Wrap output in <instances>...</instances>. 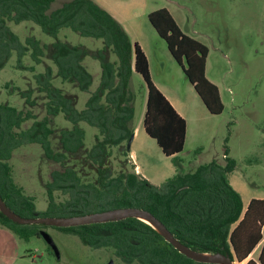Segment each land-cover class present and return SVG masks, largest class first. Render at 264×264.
Masks as SVG:
<instances>
[{"label":"trees","instance_id":"obj_1","mask_svg":"<svg viewBox=\"0 0 264 264\" xmlns=\"http://www.w3.org/2000/svg\"><path fill=\"white\" fill-rule=\"evenodd\" d=\"M56 1L0 0V70L16 55L18 68L34 72L25 89L11 87L10 94L17 93L24 100L22 106L10 100L0 102L2 199L24 217L72 216L118 207L146 209L188 247L245 261L264 239V199L252 198L245 208L229 178L236 160L226 154L225 164L213 160L189 172L178 171L160 185L137 173L127 161H120L116 169L114 151L127 158V144L135 131V71L148 91L144 128L164 154L174 156L177 166L180 161L175 155L184 150L186 142V119L154 84L146 53L116 17L96 0H68L53 7ZM148 17L208 110L220 114L224 104L219 88L206 76L208 46L184 33L166 7L151 11ZM23 22L38 24L53 41L43 42L36 35L22 39L13 26ZM68 29L101 40L102 46L73 43L68 34L62 38ZM27 56L32 62L28 65L24 62ZM87 57L101 65L94 89ZM81 92L89 94L82 108L78 107ZM62 115L70 125H58L56 119ZM82 123L98 131L90 146ZM34 143L41 145L45 160L58 166L45 184L48 205L42 211L37 209L36 198L16 182L12 164L17 149ZM0 225L25 240L40 236L44 226L14 222L1 210ZM56 228L78 235L92 248H113L127 264H219L199 262L181 253L137 217ZM245 264H264V243L258 260L250 258Z\"/></svg>","mask_w":264,"mask_h":264},{"label":"rangeland","instance_id":"obj_2","mask_svg":"<svg viewBox=\"0 0 264 264\" xmlns=\"http://www.w3.org/2000/svg\"><path fill=\"white\" fill-rule=\"evenodd\" d=\"M66 1L57 0L53 7L61 6ZM96 1L108 11L116 13L132 36L146 44L157 79L164 71L155 55L160 53L169 57V50L166 41L149 20L151 11L167 7L186 34L208 46L207 76L219 86L225 106L220 114L207 110L186 78L182 66L170 58L168 62L171 89L189 102L190 114L194 118L191 120L187 145L180 155L179 168L189 172L195 166L213 160L225 164L227 154L237 162L230 178L245 200L250 196L264 197V0ZM13 28L22 39L36 35L43 42L53 41L33 22H23ZM65 35L73 43L92 47L101 45V40L82 37L69 29L62 32V38ZM90 60L100 63L97 59ZM29 61L32 63L30 57L24 58L27 65ZM37 69L41 71L42 67ZM33 73L18 68L17 56L13 55L0 70V102L10 100L22 106L24 100L17 93L11 95V87L17 85L25 89ZM134 80H139L144 87L140 83L133 84L138 93L134 125L140 127V134L132 142L129 153L140 156L141 160V153L149 152L152 157L150 168L159 173L154 181L160 183L170 176L174 161L163 154L156 140L148 136L143 128L147 88L139 74L135 75ZM85 97L83 93L79 107L83 106ZM35 111L43 114L39 109ZM56 121L59 126L70 125L63 115ZM82 125L87 130L86 144L90 146L97 129L86 123ZM112 159L116 169L120 161H127L133 166L129 156L126 158L117 149ZM12 164L16 182L26 194L36 198L38 210H45L48 205L45 184L50 179L51 170L58 167L57 164L43 158V149L37 143L17 149ZM42 229L53 236L60 250V258L49 249L43 237L21 239L0 225V264H109L111 260L113 264H127L116 256L113 248H92L84 244L78 235L63 232L51 225H44ZM235 262L243 264L237 260Z\"/></svg>","mask_w":264,"mask_h":264},{"label":"water","instance_id":"obj_3","mask_svg":"<svg viewBox=\"0 0 264 264\" xmlns=\"http://www.w3.org/2000/svg\"><path fill=\"white\" fill-rule=\"evenodd\" d=\"M133 139L134 136H132L128 141V150L131 149ZM0 210L8 218L20 224H42L56 227H70L92 223H103L108 221L121 220L128 217H137L153 226L159 233H161L166 238V240L171 242L174 247L177 248L181 253L187 255L188 257L196 261L219 264H236L235 260H233L229 254H224L221 252H201L188 247L180 240H178L173 235V233L150 211L138 207H118L103 211H96L72 216L24 217L12 210L0 196ZM39 235L45 239V241L56 254V256L60 258V250L53 236L44 229H41L39 231ZM109 264H113V260H111Z\"/></svg>","mask_w":264,"mask_h":264},{"label":"crops","instance_id":"obj_4","mask_svg":"<svg viewBox=\"0 0 264 264\" xmlns=\"http://www.w3.org/2000/svg\"><path fill=\"white\" fill-rule=\"evenodd\" d=\"M100 4V3H99ZM105 8V7H104ZM162 8V7H161ZM167 8V7H166ZM168 9V8H167ZM169 10V9H168ZM170 11V10H169ZM109 12L114 16V17H116L121 23H122V25L124 26V24H123V20L122 19H120L119 18V16L116 14V13H113L112 11H110L109 10ZM171 12V11H170ZM171 14H172V12H171ZM173 15V14H172ZM174 16V15H173ZM179 24V23H178ZM180 26V25H179ZM124 28L126 29V31L128 32V34L130 35V38H131V40L133 41V42H138L140 45H141V47L143 48V50H144V52L146 53V55H147V57H148V61H149V67H150V74H151V78H152V81L154 82V84L163 92V94L170 100V102L173 104V106L176 108V110L179 112V114L180 115H182L185 119H186V123H187V133H186V142H185V147H186V145H187V142H188V138H189V134H190V124H191V120H193L194 118H193V115H191L190 113V106H189V102L188 101H185V100H183L182 98H180L172 89H171V86H170V81L172 80V77H170L169 76V74H167V67H168V62H169V58L170 59H172V60H175L176 61V59L173 57V55L171 54V52L169 51V57H167V56H165V55H160V53H156V55H155V57L159 60V62H160V65H161V67H162V70L164 71V72H161L162 73V75H161V77L159 78V79H157L156 78V76H155V74H154V70H153V64H152V58H151V56H150V54H149V52H148V50H147V47H146V44H143V42L141 41V40H139L138 38H134L133 36H132V34L130 33V31L128 30V28L127 27H125L124 26ZM182 29V28H181ZM184 32V31H183ZM185 33V32H184ZM192 37V36H191ZM194 38V37H193ZM92 39V38H91ZM195 39H197V38H195ZM93 40H95V39H93ZM197 40H199V39H197ZM96 41H98V40H96ZM200 41V40H199ZM202 42V41H201ZM88 46V45H87ZM102 46V43H101V45H99L98 47H92V46H89V47H91V48H100ZM169 50V49H168ZM90 58L91 59H94V58H92V57H87L86 58V60H85V63H86V65H87V67L89 68V70L94 74V83H93V86H92V89H94V88H96L97 86H98V84H99V81H100V77H101V65H100V63H93L91 60H90ZM208 58V57H207ZM94 60H96V59H94ZM207 64V63H206ZM94 67V69H92ZM206 68H207V66H206ZM183 70V69H182ZM136 74H139L138 72H134V74H133V77H132V83L135 85V83H140V86H142V87H144V85L141 83V82H139V80L138 81H136V80H134V78H135V75ZM140 75V74H139ZM206 76H207V70H206ZM140 77H141V80H143V78H142V76L140 75ZM208 77V76H207ZM212 81V80H211ZM143 82H144V80H143ZM190 82V81H189ZM213 82V81H212ZM191 83V82H190ZM214 83V82H213ZM144 84H145V86H146V83L144 82ZM191 85L194 87V85L191 83ZM217 85V84H216ZM218 86V85H217ZM146 88H147V86H146ZM218 88H219V86H218ZM136 89V88H135ZM194 89H195V87H194ZM196 90V89H195ZM196 92H197V90H196ZM219 92H220V96H221V90H220V88H219ZM84 92H81V93H79V102H78V107H79V104H80V102H81V98H82V94H83ZM85 94V99H84V101H83V106H84V103H85V101H86V99H87V97H88V93H84ZM197 94H198V92H197ZM147 95H148V91H147ZM138 96V95H137ZM198 96L200 97V95L198 94ZM201 98V97H200ZM221 99H222V96H221ZM201 100H202V98H201ZM146 101H147V96H146V100H145V111H146ZM202 102H203V100H202ZM222 102H223V99H222ZM204 103V102H203ZM136 104V103H135ZM224 104V103H223ZM83 106H81L80 108H82ZM206 106V105H205ZM207 107V106H206ZM225 107V106H224ZM199 110V112L201 113L202 112V110H201V108H199L198 109ZM207 110H208V108H207ZM209 111V110H208ZM210 112V111H209ZM144 116H145V113H144ZM143 121H144V118H143ZM83 124V123H82ZM83 126V125H82ZM84 127V126H83ZM134 128H135V131H134V139H133V142L135 141V139L137 138V136L140 134V127H136L135 125H134ZM143 128H144V124H143ZM86 129V128H85ZM144 130H145V128H144ZM98 132V131H97ZM145 132H146V130H145ZM86 133H87V130H86ZM147 133V132H146ZM96 134V133H95ZM95 136V135H94ZM148 136H150V135H148ZM151 137V136H150ZM152 138V137H151ZM152 139H154V138H152ZM156 140V139H155ZM157 142V141H156ZM158 144V143H157ZM132 146V145H131ZM158 146H159V144H158ZM160 147V146H159ZM184 147V148H185ZM160 149H161V151L163 152V150H162V148L160 147ZM129 152H130V150H129ZM183 152V151H182ZM182 152H180V153H178V154H176L175 156H177V158L178 159H180V155H181V153ZM163 154H164V152H163ZM166 155V154H165ZM141 156H142V158H141V160H140V156H136L134 153H129V158H130V161L132 162V165H133V167L135 168V171L137 172V173H139L140 175H142V176H144L145 178H147L150 182H152L153 184H155V185H160V184H162L167 178H169V177H171V176H173V175H175L178 171H180V172H186V171H183V170H181V168H179L180 167V165H176L175 163H174V166L172 167V169L170 170V176H168L167 178H165L164 180H163V182H155L154 181V179H157L158 178V176H159V173L158 172H154V170L152 171L151 170V166H150V164H149V161H151V159H152V157H151V155H150V153L149 152H147V151H144L143 153H141ZM167 156V155H166ZM169 158H172L173 159V157L174 156H168ZM145 158V159H144ZM180 161V160H179ZM197 166H199V165H197ZM197 166H195V168L197 167ZM194 168V169H195ZM192 171V170H191ZM233 172V171H232ZM231 177V173L229 174V178ZM230 181H231V178H230ZM231 183H232V181H231ZM232 185L235 187V185L232 183ZM236 188V187H235ZM237 190H239V189H237ZM241 193V195H242V192H240ZM242 198H243V202H244V206H245V208L248 206V204H249V202H250V200L252 199V198H257V197H255V196H250L248 199H247V201L245 200V198L243 197V195H242ZM260 198H262V199H264V197H260ZM262 233H263V235H264V225H263V227H262ZM263 243H264V239L262 240V242H260L257 246H256V248L253 250V252L250 254V256L245 260V261H243L242 263L243 264H245L246 262H247V260L248 259H250V258H253V259H255V260H258V257H259V254H260V251H261V248H262V246H263ZM259 247V248H258ZM258 248V249H257Z\"/></svg>","mask_w":264,"mask_h":264}]
</instances>
